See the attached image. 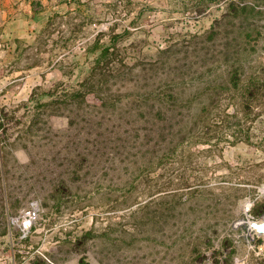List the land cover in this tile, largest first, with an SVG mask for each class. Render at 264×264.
I'll list each match as a JSON object with an SVG mask.
<instances>
[{"label": "rangeland", "instance_id": "obj_1", "mask_svg": "<svg viewBox=\"0 0 264 264\" xmlns=\"http://www.w3.org/2000/svg\"><path fill=\"white\" fill-rule=\"evenodd\" d=\"M236 3L0 0V264H264V0Z\"/></svg>", "mask_w": 264, "mask_h": 264}, {"label": "trees", "instance_id": "obj_2", "mask_svg": "<svg viewBox=\"0 0 264 264\" xmlns=\"http://www.w3.org/2000/svg\"><path fill=\"white\" fill-rule=\"evenodd\" d=\"M211 1H221V0H211ZM237 0H226L227 5L226 8L228 10L226 14H238V13H243L244 11H247V9L253 8L251 5H239L236 3ZM242 11V12H241ZM109 49L108 48H104L100 54V58H103L106 56V54H108ZM253 87V88H252ZM255 87L252 86L251 83H248L247 86L245 87V91L246 93L251 96V95H255ZM3 117L1 116L0 119H2ZM0 125H3L2 122H0ZM264 199V198H263ZM258 201V200H257ZM34 264V263H33Z\"/></svg>", "mask_w": 264, "mask_h": 264}, {"label": "built area", "instance_id": "obj_3", "mask_svg": "<svg viewBox=\"0 0 264 264\" xmlns=\"http://www.w3.org/2000/svg\"><path fill=\"white\" fill-rule=\"evenodd\" d=\"M258 194H257V197L250 201L248 204H249V207H252L253 204L259 200V199H263L264 198V184L260 185L258 187ZM37 215H38V209L36 207H31L29 208L28 210H26V212L24 213L23 215V224H22V228L23 229H29L30 226L33 224V222L36 220L37 218ZM253 218V217H252ZM254 219V218H253ZM255 222H258V220H255ZM249 228L251 230H254V228L251 226V223L249 224ZM259 233V232H257Z\"/></svg>", "mask_w": 264, "mask_h": 264}, {"label": "water", "instance_id": "obj_4", "mask_svg": "<svg viewBox=\"0 0 264 264\" xmlns=\"http://www.w3.org/2000/svg\"><path fill=\"white\" fill-rule=\"evenodd\" d=\"M251 226L257 230L259 233H264V223L256 225V222H252Z\"/></svg>", "mask_w": 264, "mask_h": 264}, {"label": "clouds", "instance_id": "obj_5", "mask_svg": "<svg viewBox=\"0 0 264 264\" xmlns=\"http://www.w3.org/2000/svg\"><path fill=\"white\" fill-rule=\"evenodd\" d=\"M22 151V150H21ZM15 154V153H14ZM21 164H25V163H28V159H27V156L25 155V158L23 160H20L19 161Z\"/></svg>", "mask_w": 264, "mask_h": 264}, {"label": "bare ground", "instance_id": "obj_6", "mask_svg": "<svg viewBox=\"0 0 264 264\" xmlns=\"http://www.w3.org/2000/svg\"><path fill=\"white\" fill-rule=\"evenodd\" d=\"M261 224L260 222H256V225Z\"/></svg>", "mask_w": 264, "mask_h": 264}]
</instances>
